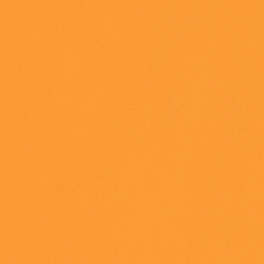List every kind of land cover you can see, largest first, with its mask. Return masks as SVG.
I'll return each instance as SVG.
<instances>
[{
    "label": "water",
    "instance_id": "1",
    "mask_svg": "<svg viewBox=\"0 0 264 264\" xmlns=\"http://www.w3.org/2000/svg\"><path fill=\"white\" fill-rule=\"evenodd\" d=\"M0 264H264V0H0Z\"/></svg>",
    "mask_w": 264,
    "mask_h": 264
}]
</instances>
